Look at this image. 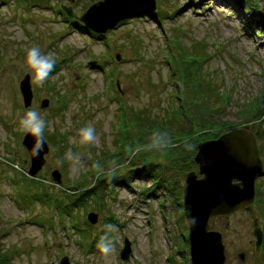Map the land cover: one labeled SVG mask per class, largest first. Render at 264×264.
<instances>
[{
	"label": "rangeland",
	"instance_id": "1",
	"mask_svg": "<svg viewBox=\"0 0 264 264\" xmlns=\"http://www.w3.org/2000/svg\"><path fill=\"white\" fill-rule=\"evenodd\" d=\"M100 1L103 0H26V6L17 0H0V249L8 258L5 264H60L64 257L70 264H191L183 192L187 175L194 171L199 175L195 162L199 145L230 132L229 127L224 128L225 123L231 124V131L250 128L264 161L262 8L248 7L252 0H245L238 14L234 4L238 0H157L153 14L126 20L103 35L104 39L83 31L82 23L66 20L60 12L65 6L81 16ZM158 11L162 15L157 18ZM245 22L249 23L248 29ZM33 45L56 57L55 68L42 87L32 83L33 74L24 63L26 50ZM174 61L183 67L191 65V76L215 88L212 105L216 114L212 121L208 115L198 121L203 120L200 131L195 133L194 129L193 136L190 130L195 123L183 130L188 131L184 140L195 147L189 151L180 146L176 159L190 169L178 172L161 159H166L167 154L155 152L144 156L146 160L153 159L150 165L135 162L138 155L121 158L115 169L109 167V161L104 175H119L128 184H118L114 192L105 191L103 204L91 199L84 209L74 213L80 219L74 225L52 204L28 198L29 180L40 176L45 188L62 198L67 185L88 172L89 166L93 170L90 163L99 158L94 154L100 158L104 153L116 154L119 97L129 106L151 111L161 124L180 105L175 96L179 93L183 94L188 116L201 114L204 97L196 87L188 91L183 89V80L171 77ZM94 62L97 65L92 67ZM26 75L31 77L34 93L30 109L46 120L45 131L55 134L59 144L63 134L69 141L61 158L60 147L52 148L44 137L50 151L42 171L33 178L28 174L31 158L22 143L25 133L18 130L20 118L30 110L24 108L20 93V83ZM61 97L68 106L57 114ZM45 99L50 100V106L42 109ZM7 125L12 127L10 132ZM189 125L188 117L183 116L177 129L169 133L176 141L173 135ZM87 126L95 128L97 141L81 146L79 129ZM149 136L133 146L147 144ZM70 153L80 154L84 161L75 175L67 159ZM142 170L149 173L139 174ZM54 171L60 172L62 184L54 182ZM259 178L255 200L260 203L252 205V212L242 210L229 218L210 221V229L223 236L226 264H264V240L256 248L252 227L253 220L258 219L264 233V176ZM90 213L98 216L96 224L89 222ZM106 224L118 229L108 233L114 248L107 256L99 251L98 243L94 249L91 247L98 236L105 234ZM126 240L131 254L125 261L121 252ZM241 252L246 254L245 261L238 256Z\"/></svg>",
	"mask_w": 264,
	"mask_h": 264
},
{
	"label": "water",
	"instance_id": "2",
	"mask_svg": "<svg viewBox=\"0 0 264 264\" xmlns=\"http://www.w3.org/2000/svg\"><path fill=\"white\" fill-rule=\"evenodd\" d=\"M237 5L245 7V0ZM69 19L79 21L85 28L98 35H106L124 21L137 16L153 14L157 10V0H103L95 3L81 16L74 14L71 8L62 7ZM97 63H91L96 66ZM20 93L25 109L33 106L34 93L31 77L26 75L20 83ZM50 106V100L41 103L42 109ZM23 146L31 158L30 177H37L46 164V155L50 147L43 138V147L35 155L38 139L25 134ZM195 162L199 166V175L194 171L186 178L183 192V213L189 230L191 264H226V247L223 236L218 230L210 229L213 218H229L242 210L252 212L255 202L256 181L264 176V166L256 135L250 128L237 129L222 135L217 140L206 141L199 145ZM52 178L62 184L60 172L54 171ZM195 223H192V220ZM91 224H96L98 216L88 215ZM256 248L263 244L264 233L258 219L252 222ZM131 254L130 242L126 240L121 252L123 260ZM241 261L246 254L239 253ZM60 264H70L67 257Z\"/></svg>",
	"mask_w": 264,
	"mask_h": 264
},
{
	"label": "trees",
	"instance_id": "3",
	"mask_svg": "<svg viewBox=\"0 0 264 264\" xmlns=\"http://www.w3.org/2000/svg\"><path fill=\"white\" fill-rule=\"evenodd\" d=\"M21 1V3H23L24 5L27 6V3L25 2L26 0H17V2ZM248 7H254V9H261L262 8V19H263V27L264 28V0L261 1H257V0H252L251 3L249 2V4H247ZM248 7L246 9H248ZM60 12L63 14L64 19L69 20L68 16L62 11L60 10ZM240 13V12H238ZM161 14V11H158L156 14V17L158 18ZM162 15V14H161ZM164 16V15H163ZM165 18V16H164ZM161 20V18L159 19ZM243 21H245L243 19ZM125 22V21H124ZM121 23V25L124 24ZM248 23V22H247ZM246 28L248 29V27L246 26ZM262 28V31H264V29ZM83 31H86L87 33H91L88 29H86L85 27L82 28ZM92 35H94L95 37H98V39H104L105 36H98L94 33H91ZM184 51V50H183ZM186 54V53H185ZM183 54V56L185 55ZM193 65H196L197 62H192ZM188 66V65H187ZM200 67V66H199ZM191 68V65L189 67H183L182 64H179L178 62L174 61L172 64V69H171V77L174 79H178L180 78L182 81L183 80V89H191L192 87H196L197 91H199V93H201L202 97H204L203 99L205 100L204 102V109L202 108L201 110V114L200 113H193L192 115L188 116V109L187 107L184 108V104H186L184 102V100L182 99V95L181 93L175 95L176 99L178 101H180V105H178V107L176 106V101H173L174 106L172 108H175L176 106V110L174 111V113L170 116V118L166 121H163V124H161V122L157 121V117L154 116V114H151V111L149 110H139L136 106H129L126 101L122 100L121 97H119L118 101L121 104L118 108V112H117V122L119 123V129L116 131V138L114 140V144L117 147L118 151L116 152L115 155L112 154H106L104 153L103 156L100 158V156L94 154V157H99L97 159L94 158V160L90 163V164H94L95 162L99 161L103 166L107 165L109 161H111L112 159L116 160L118 165L120 164V159L121 158H126L129 159V156L126 154V149L129 146H133L135 145L134 143H140L143 138L145 136L151 135L152 132L160 130V131H171L173 128L178 127V124L180 122V119L183 116H187L189 121H190V125L188 127H181V130L176 132V134H174V138L177 141V144L179 145L178 147H175L174 149H172L171 153L169 154L170 151H168L167 155H166V159L165 158H161L164 159L167 166L174 168L175 170H177L178 172H180L181 170L186 171L190 168H186L183 165H181L179 163V159L176 157L178 156L177 153L179 152V147L182 146L183 144L181 143L184 139L187 138V132L188 131H183L184 129L189 130L190 127L195 123L196 125L193 126V128H191V132L190 134H192V136L197 132L200 131V126L203 120H205V118L208 117V120L212 121V117L213 114H216V110H214V106L212 105V101H214V95H213V91L215 90L213 84H208L206 83L204 80H201L200 77H195L194 75L191 76L189 74L188 69ZM193 68V67H192ZM194 81V82H193ZM198 82V83H197ZM179 89V87H178ZM117 97L118 94L116 93ZM59 103H61V107L59 109L58 112H56L57 114H60L64 109L67 108L68 106V102L65 100L64 97H61ZM176 104V105H175ZM24 110V109H23ZM56 115V114H55ZM199 115V120L196 119V116ZM201 119H203L201 122ZM197 121V122H196ZM174 122V124H173ZM187 125V124H186ZM224 128H231V124L229 123H225L223 124ZM204 128L206 127L205 125L203 126ZM228 131H231L232 129H229ZM7 129L10 132L12 127L7 125ZM195 129V131H194ZM195 133H194V132ZM56 135L55 134H51L50 132H48L47 130L44 131V137L46 138V140L49 142V144L51 145L52 148H56V147H60L61 150V158L64 155L65 149L67 151L68 147H69V141H68V136L63 134L61 135V144H59V142H57L54 137ZM191 136V135H190ZM20 141V140H19ZM78 146V145H77ZM79 147V146H78ZM96 153V152H95ZM147 152H143L140 153L137 157H134V161L137 163H144L147 165H150L153 161V159L150 160H146L145 157H147ZM169 154V155H168ZM179 157V156H178ZM116 158H118L119 160H117ZM160 159V160H161ZM63 163L65 162L64 159H62ZM264 163V161H263ZM154 165V164H153ZM65 166H67V164L65 163ZM189 166V164L187 163V167ZM149 172L147 170H142L139 174L142 175H146ZM114 177V179H110L109 175H97L95 170H91L90 166L88 167V172L82 174L80 176V178L78 177L74 183H71V185H67L66 189H64L63 191V197L60 198V196L55 193L54 191H50L49 188H45L44 183L42 184L41 180H40V176L38 177V179H32L28 181L27 184V195L28 198L32 199V200H37L39 201L41 204L44 205H49L52 204L54 207H56L61 213L62 215L66 214L69 219L73 220V225L74 222L78 223L80 221V219L78 218L77 213L78 210H82L84 209V207H86V205L89 204V202L91 201V199L96 198L98 200H96L97 202H100L101 204H103L102 200L105 197V191H111L114 192L115 187L118 184H128V180L126 179H120L119 175H111ZM37 193H35V191H37ZM34 190V191H33ZM65 193V194H64ZM258 200H255V203H258ZM260 203V202H259ZM180 206L182 208V205L180 203ZM185 219V218H184ZM86 226V224H85ZM74 227V226H73ZM75 228L77 230H81V228L76 225ZM81 232V231H80ZM86 232V230H85ZM104 234L98 236L92 243L91 247H96L95 245L98 243V241H100V237L103 236ZM8 260V258L5 256V254L1 251L0 249V264H5V262Z\"/></svg>",
	"mask_w": 264,
	"mask_h": 264
},
{
	"label": "clouds",
	"instance_id": "4",
	"mask_svg": "<svg viewBox=\"0 0 264 264\" xmlns=\"http://www.w3.org/2000/svg\"><path fill=\"white\" fill-rule=\"evenodd\" d=\"M25 66L33 74L32 83L37 86H43L51 76L55 65L56 57L53 53H43L41 48L37 45H33L31 48L26 50V56L24 60ZM47 126L46 120L35 110H28L19 120L18 130L22 133L29 134L38 139L37 149L35 155L39 154V148L43 147L44 131ZM97 141L96 130L92 126H87L79 129V144L81 146L92 145ZM183 147L185 150H193L194 145L189 140H184ZM179 145L173 139L168 131H154L148 137V143L144 145L129 146L126 149V154L129 158L139 155L141 152H155L161 155H166L167 152ZM67 159L70 162V170L75 175L81 167L84 166L83 158L80 154H69ZM58 165L62 166V161H57ZM96 174L104 175V166L99 162H95L91 166ZM109 167L115 169L118 167L116 160L109 162ZM110 179H114L109 174ZM195 223L193 219L191 221ZM105 234L100 237V241L97 244L99 251L105 256L111 254L114 245L110 239L108 233L117 231L116 225L106 224L104 226Z\"/></svg>",
	"mask_w": 264,
	"mask_h": 264
},
{
	"label": "bare ground",
	"instance_id": "5",
	"mask_svg": "<svg viewBox=\"0 0 264 264\" xmlns=\"http://www.w3.org/2000/svg\"><path fill=\"white\" fill-rule=\"evenodd\" d=\"M200 2H202V0H199V2L198 3H200ZM235 6H236V11H237V13L238 12H240V10L241 9H243V8H241L239 5H237V4H235ZM238 14H240V13H238ZM150 14H148V16H149ZM142 16H144V15H142ZM142 16H137V17H142ZM243 23H244V21H242ZM245 24L247 25V27H249V23H247V22H245ZM120 26V25H119ZM16 183H18V181H15ZM115 191V190H114Z\"/></svg>",
	"mask_w": 264,
	"mask_h": 264
},
{
	"label": "flooded vegetation",
	"instance_id": "6",
	"mask_svg": "<svg viewBox=\"0 0 264 264\" xmlns=\"http://www.w3.org/2000/svg\"><path fill=\"white\" fill-rule=\"evenodd\" d=\"M262 177H263V176H262ZM262 177H260V178H262ZM260 178H259V179H260Z\"/></svg>",
	"mask_w": 264,
	"mask_h": 264
}]
</instances>
